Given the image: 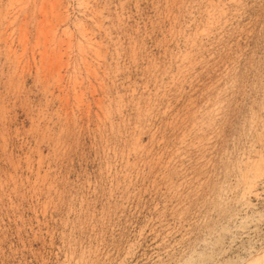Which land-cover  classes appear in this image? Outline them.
Returning <instances> with one entry per match:
<instances>
[{"label":"rangeland","instance_id":"obj_1","mask_svg":"<svg viewBox=\"0 0 264 264\" xmlns=\"http://www.w3.org/2000/svg\"><path fill=\"white\" fill-rule=\"evenodd\" d=\"M0 264H264V0H0Z\"/></svg>","mask_w":264,"mask_h":264},{"label":"bare ground","instance_id":"obj_2","mask_svg":"<svg viewBox=\"0 0 264 264\" xmlns=\"http://www.w3.org/2000/svg\"><path fill=\"white\" fill-rule=\"evenodd\" d=\"M15 1H17L18 2V0H15ZM25 2V1H24ZM19 4V3H18ZM18 4H17V6H18ZM21 4H22V2H21ZM20 8H21V6H20ZM49 29V28H48ZM49 31V30H48Z\"/></svg>","mask_w":264,"mask_h":264}]
</instances>
